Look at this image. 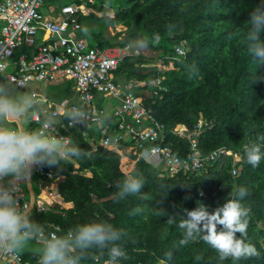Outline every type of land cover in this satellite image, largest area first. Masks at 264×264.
<instances>
[{"label": "trees", "instance_id": "trees-1", "mask_svg": "<svg viewBox=\"0 0 264 264\" xmlns=\"http://www.w3.org/2000/svg\"><path fill=\"white\" fill-rule=\"evenodd\" d=\"M258 3L260 0H107L95 9L100 15L80 14V26L88 25L91 30L86 37L89 45L100 49L124 47L140 35L151 41L159 34V43L150 42L148 48L157 50L162 64L172 62V67L141 66L144 58L139 55L118 66L116 79L149 82L158 78V86L153 87L157 94L141 95L154 118L171 127L175 123L192 126L202 116L209 123L199 135L202 154L219 146L241 152V168L232 174V156H222L208 162L204 171L159 176L160 170L148 160L132 153L119 155L101 146L93 150L80 131L61 124V132L83 151L91 152L92 158L62 162V169L43 166L63 175L58 191L63 201L73 206L62 213L32 212L31 218L44 228L56 225L62 232L97 218L123 229L127 235L121 246L128 258L118 264H160L169 252L172 260L168 264H264V159L254 168L243 159L242 151L249 128L264 133V65L247 52L244 42L246 22ZM118 24L124 29L110 34L108 27ZM78 35L84 36L80 30ZM182 45L184 54L176 50ZM22 52L30 55L31 46L17 47L12 59L17 60ZM191 65L197 68L194 76L188 71ZM144 69L151 71L136 73ZM30 127L39 125L31 122ZM165 143L180 155L187 150V142L171 133ZM137 174L144 179L141 192L117 202V183L126 175ZM240 187L249 193L242 201L250 209L247 239L257 248L258 257L220 261L202 240L178 246L181 230L167 223L168 215H175L178 222L181 215L186 218L184 209L192 210L199 203L211 212ZM138 207L143 209L140 214H130ZM221 228L217 224V230ZM21 255L30 261L38 257L28 252ZM198 255L202 259L197 260ZM94 256L101 261L108 258L106 252L93 251L83 263L91 264Z\"/></svg>", "mask_w": 264, "mask_h": 264}, {"label": "built area", "instance_id": "built-area-1", "mask_svg": "<svg viewBox=\"0 0 264 264\" xmlns=\"http://www.w3.org/2000/svg\"><path fill=\"white\" fill-rule=\"evenodd\" d=\"M93 2L94 0H74L56 5L57 3L51 0H0V20L3 21L0 30V63L5 64L8 79L14 80L20 87L30 81L51 82L58 78L71 80L76 100L64 99L60 108L64 110L83 105L92 117L87 127H68L67 121H61L49 130V134L70 139L61 132V124L66 129L78 130L89 141L93 150L101 146L119 155H138L159 169V176L173 177L178 173L204 171L208 162H214L222 156H232L231 173L237 174L241 168V152L219 146L206 155L202 154L199 135L209 124L202 116L192 126L175 123L167 127L146 109L141 95L157 94L153 87L158 86V78L149 82L137 78L126 82L116 79L115 71L118 66L126 58L139 56L140 52L132 51L130 44L100 49L90 46L85 36L78 35L81 29L78 21L80 14H101L89 6ZM43 8H46L48 14L41 12ZM39 33L46 39L38 44L36 36ZM22 45L35 47L34 52L30 55L22 52L14 61L12 54ZM176 50L180 54L185 53L183 45ZM170 64L172 65V62L168 65ZM168 65L162 64L158 69ZM104 98L116 99V106L112 108L111 102L104 105L96 102H102ZM60 113V110L55 108L49 115L60 120ZM98 113L107 114L111 118L104 127L95 122ZM31 118L39 128L42 127L39 111ZM168 133L187 142V150L183 155L165 143ZM145 152L149 153L147 157ZM158 162L161 165L157 166ZM34 171L39 177L40 192L36 197L28 199L22 184L17 193L22 208H26L29 213L48 210L62 213L63 209L72 207V204L66 207L65 205L69 204L64 202L63 208V199L53 188L59 184L63 175L40 166H36ZM57 229L59 227L56 225L45 228L47 232H55ZM38 261L39 257L30 261L24 259L21 254L18 257L0 255V264H38ZM91 264H108V258L101 261L99 256H94Z\"/></svg>", "mask_w": 264, "mask_h": 264}, {"label": "clouds", "instance_id": "clouds-1", "mask_svg": "<svg viewBox=\"0 0 264 264\" xmlns=\"http://www.w3.org/2000/svg\"><path fill=\"white\" fill-rule=\"evenodd\" d=\"M109 13L108 18H111ZM247 31L244 42L247 52L264 65V0H260L250 12L246 22ZM171 27V26H170ZM85 37L90 35V27L84 25L80 29ZM159 34H154L151 41L140 35L130 44V48L140 52L151 44H158ZM190 75H196L195 65L188 66ZM0 255L19 256L31 248L39 257L38 264H83L91 258L93 251L107 253L108 264H118L121 259H127V253L121 246V241L127 235L123 229H117L112 224L100 219L77 223L66 232L57 229L47 232L35 222L29 211L22 208L17 193L21 185L30 181L36 166L56 167L62 169V162L73 158H92L91 152L83 151L72 140L49 134L61 120L42 114L40 128H32V115L41 110L38 97L28 91H17L14 80H9L6 66L0 63ZM68 127L88 126L92 119L83 105L66 108L61 111ZM111 120L107 114H97L95 122L104 127ZM249 139L242 146L243 159L252 167H257L264 159V133H258L253 128L248 129ZM145 157L149 155L145 152ZM144 187V179L137 174L126 175L117 183L116 201L129 195L139 194ZM244 187L237 189L229 199L216 206L211 212L203 203L192 209H184L186 218L181 215L177 222L175 215H168L167 223L175 224L182 238L178 246L202 240L218 254V259L233 261L258 257L257 248L247 239L250 209L242 202L248 196ZM142 208H136L130 214H140ZM217 224L222 226L217 230ZM237 233L239 235H237ZM33 242L36 246L32 247ZM197 260L202 259L196 256ZM172 253L166 254V259L160 264H168Z\"/></svg>", "mask_w": 264, "mask_h": 264}, {"label": "crops", "instance_id": "crops-1", "mask_svg": "<svg viewBox=\"0 0 264 264\" xmlns=\"http://www.w3.org/2000/svg\"><path fill=\"white\" fill-rule=\"evenodd\" d=\"M2 24H3V21L0 20V30H1ZM45 39L46 38L42 37V35L40 33L38 34V37L36 38V40H38V44L43 42V41H45ZM34 49H35V47L31 46V53L34 52ZM0 79H3V78H0ZM62 79L67 81V82H71V84L68 85V86H69V89L71 90L70 92H72L73 96L70 97L69 95H63L61 93H58V94L56 93L55 94L52 90L46 92L44 90L39 89V87L37 86V85L41 86V83H44V85L46 84V85L50 86V85H52V83L54 81H59V80H62ZM15 87H16L17 91L32 92L38 97V99H39V101H40V103L42 105L41 110H38L40 112L41 117H42V114H43L44 111H46L49 114L50 111L55 109V108H58L60 110V112H61L63 109L60 108V105L64 101V99L69 98L70 100H76V95H75L76 93H75V90H74V87H73V82L71 80H67V79H64V78H58V79L53 80L51 82L30 81L25 86H21L20 87V86L15 85ZM60 120L62 121V123L64 122L61 116H60ZM31 122H33L32 118H31ZM33 185H35V187L37 189V192L35 191V189H34L35 187ZM23 187H24V190H25V196L28 199L33 198V196L36 197L39 194V192H40L39 177L35 173L34 169L32 171L30 181L27 182L26 184H23ZM53 188H54V190L56 189L57 192H59L58 191V185H54ZM63 204H64V201L62 202V205ZM68 204L71 205L72 203H68ZM62 205L60 204V206H62ZM71 206H73V205H71ZM63 208H64V205H63ZM48 211H51V210H48Z\"/></svg>", "mask_w": 264, "mask_h": 264}, {"label": "rangeland", "instance_id": "rangeland-1", "mask_svg": "<svg viewBox=\"0 0 264 264\" xmlns=\"http://www.w3.org/2000/svg\"><path fill=\"white\" fill-rule=\"evenodd\" d=\"M73 0H66L67 3H70L72 2ZM102 1L103 3H106L107 0H94L93 4H90L89 6L92 7L93 9H98V7L100 6V4H102ZM57 4L56 5H59L58 2H56ZM62 4V3H61ZM105 5V4H104ZM41 12L43 14H48L46 8H43L41 10ZM121 29H124V27L122 25H116L115 27L114 26H109L108 27V31L110 32V34H114L115 31H119ZM38 37V35L36 36V38ZM38 43V42H37ZM131 50H135V49H132ZM140 55L144 58V62L140 63L141 66H145V67H148V66H161L162 65V61H161V58L158 56L159 53L157 52V50H153V49H144L142 51H140ZM170 66H172L170 64ZM169 65L168 67L166 68H171ZM163 67V69H166ZM121 79V77H119V80ZM121 81V80H120ZM71 82H67L65 80H59V81H54L52 83V85L48 86V85H44V83H41V86L40 85H37L39 87V89L41 90H44L46 92L52 90L55 94L57 93H61L63 95H69L70 97L73 96L72 95V92H70L71 90L69 89V86ZM35 85V84H34ZM96 102L98 104H102L104 105L106 102H111V106L112 108H114L116 106V102L117 100L116 99H113V98H104V101L100 102L99 100H96ZM157 166L161 165L160 162L156 163ZM35 187V185H33ZM35 191L37 192V189L36 187L34 188ZM66 207H70V205H65ZM36 244L35 242H33L32 244V247H35ZM24 252H28V253H33V251L31 250V248H29L28 250H25ZM23 253V252H22Z\"/></svg>", "mask_w": 264, "mask_h": 264}, {"label": "water", "instance_id": "water-1", "mask_svg": "<svg viewBox=\"0 0 264 264\" xmlns=\"http://www.w3.org/2000/svg\"><path fill=\"white\" fill-rule=\"evenodd\" d=\"M150 71L151 69L136 70V73L144 75V74L149 73Z\"/></svg>", "mask_w": 264, "mask_h": 264}]
</instances>
